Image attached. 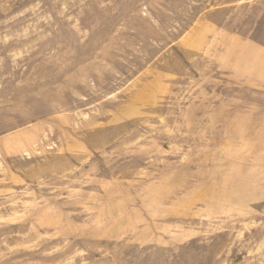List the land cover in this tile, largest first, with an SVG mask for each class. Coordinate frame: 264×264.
Returning a JSON list of instances; mask_svg holds the SVG:
<instances>
[{"label":"rangeland","instance_id":"rangeland-1","mask_svg":"<svg viewBox=\"0 0 264 264\" xmlns=\"http://www.w3.org/2000/svg\"><path fill=\"white\" fill-rule=\"evenodd\" d=\"M0 264H264V0H0Z\"/></svg>","mask_w":264,"mask_h":264}]
</instances>
